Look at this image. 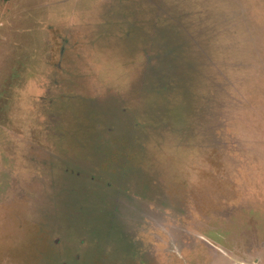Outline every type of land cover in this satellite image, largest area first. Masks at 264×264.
Instances as JSON below:
<instances>
[{
    "label": "rangeland",
    "instance_id": "1",
    "mask_svg": "<svg viewBox=\"0 0 264 264\" xmlns=\"http://www.w3.org/2000/svg\"><path fill=\"white\" fill-rule=\"evenodd\" d=\"M0 264H264V0L0 2Z\"/></svg>",
    "mask_w": 264,
    "mask_h": 264
},
{
    "label": "trees",
    "instance_id": "2",
    "mask_svg": "<svg viewBox=\"0 0 264 264\" xmlns=\"http://www.w3.org/2000/svg\"><path fill=\"white\" fill-rule=\"evenodd\" d=\"M9 0H0V2H8Z\"/></svg>",
    "mask_w": 264,
    "mask_h": 264
}]
</instances>
